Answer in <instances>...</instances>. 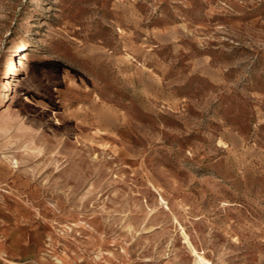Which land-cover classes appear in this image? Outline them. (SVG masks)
Returning <instances> with one entry per match:
<instances>
[{"label": "rangeland", "instance_id": "374dc122", "mask_svg": "<svg viewBox=\"0 0 264 264\" xmlns=\"http://www.w3.org/2000/svg\"><path fill=\"white\" fill-rule=\"evenodd\" d=\"M4 169L0 264H264V0H0Z\"/></svg>", "mask_w": 264, "mask_h": 264}, {"label": "bare ground", "instance_id": "6f19581e", "mask_svg": "<svg viewBox=\"0 0 264 264\" xmlns=\"http://www.w3.org/2000/svg\"><path fill=\"white\" fill-rule=\"evenodd\" d=\"M25 44L29 45L28 42L25 43ZM23 50H24V49H23ZM29 60H30V56H29L28 53H27L23 58L19 59V62H18L17 64L14 65V68H13V74H16V73L21 72V71H23L24 69H26V67H27V63H28ZM6 83H7V86L10 87V85H11V81H10V80H7ZM15 164H16V162H15Z\"/></svg>", "mask_w": 264, "mask_h": 264}, {"label": "crops", "instance_id": "0c3cea01", "mask_svg": "<svg viewBox=\"0 0 264 264\" xmlns=\"http://www.w3.org/2000/svg\"><path fill=\"white\" fill-rule=\"evenodd\" d=\"M7 169H4L2 173H0V179L4 178V176L7 174Z\"/></svg>", "mask_w": 264, "mask_h": 264}]
</instances>
